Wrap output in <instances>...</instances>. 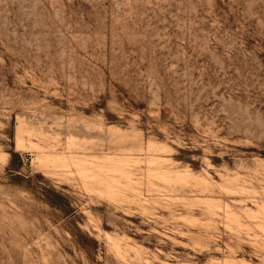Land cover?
Segmentation results:
<instances>
[{
	"label": "rangeland",
	"instance_id": "374dc122",
	"mask_svg": "<svg viewBox=\"0 0 264 264\" xmlns=\"http://www.w3.org/2000/svg\"><path fill=\"white\" fill-rule=\"evenodd\" d=\"M0 264H264V0H0Z\"/></svg>",
	"mask_w": 264,
	"mask_h": 264
},
{
	"label": "bare ground",
	"instance_id": "6f19581e",
	"mask_svg": "<svg viewBox=\"0 0 264 264\" xmlns=\"http://www.w3.org/2000/svg\"><path fill=\"white\" fill-rule=\"evenodd\" d=\"M16 149H22L23 148V145H22V143H21V140L19 139V138H17L16 139ZM53 157V156H52ZM59 157V156H58ZM34 160V159H33ZM36 160V159H35ZM32 160H30V162H31ZM56 162H58L57 161V159H55V160H53V161H38L37 163L39 164H35V165H38L39 166V169L41 170L42 168H46L47 166H49V164L51 165V164H54V163H56ZM84 165V164H83ZM91 168V167H90ZM63 169V168H62ZM82 169V168H81ZM98 169V168H97ZM92 170H93V168H92ZM68 172V171H67ZM81 172V171H80ZM96 172V171H95ZM83 174L84 173H86V172H82ZM180 174V173H179ZM86 175V174H85ZM87 175H88V173H87ZM126 175H128L127 176V178H129V174H126ZM87 179V178H86ZM84 180V179H83ZM91 180V179H90ZM95 184V183H94ZM96 185V184H95ZM101 187H102V185H101ZM98 195V194H97Z\"/></svg>",
	"mask_w": 264,
	"mask_h": 264
}]
</instances>
